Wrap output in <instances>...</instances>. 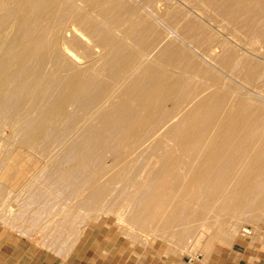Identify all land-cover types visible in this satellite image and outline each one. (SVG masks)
<instances>
[{"label": "crops", "instance_id": "0c3cea01", "mask_svg": "<svg viewBox=\"0 0 264 264\" xmlns=\"http://www.w3.org/2000/svg\"><path fill=\"white\" fill-rule=\"evenodd\" d=\"M104 6L111 29L121 25L120 0H104ZM136 15L135 9H128L127 16ZM170 18L169 29L157 21L166 30L158 29L154 39L141 37L138 23L125 20L135 48L128 57L119 58L117 66L123 76L137 69L139 84L154 87L153 97H145L152 100L151 106L163 108L154 107L149 115L167 127L160 132L169 142L148 146L154 152L150 155L153 165L149 163L150 189L140 198L146 203L134 218L142 234L126 240L118 230L94 224L71 253L60 258L0 227V264H188L173 257L171 249L182 247L198 233L189 225L205 224L210 215V233L198 237L201 241L196 239L207 253L198 264L251 262L249 245L238 233L253 217L260 219L264 208L259 205L264 201V58L253 56L214 24L231 23L226 17L176 14ZM114 39L128 53L123 42ZM190 119L195 128H175ZM166 133L171 138L182 135L189 145L178 142L181 136L170 141ZM191 144L196 148L190 149ZM162 216L165 239H142Z\"/></svg>", "mask_w": 264, "mask_h": 264}, {"label": "rangeland", "instance_id": "374dc122", "mask_svg": "<svg viewBox=\"0 0 264 264\" xmlns=\"http://www.w3.org/2000/svg\"><path fill=\"white\" fill-rule=\"evenodd\" d=\"M67 1L73 5L75 12L84 15L89 23L108 25V19L105 21L96 11L87 12L85 5L81 1L63 0L61 3ZM220 2L223 3L222 0H152L149 3L144 0H120L123 8H121V14L118 17L122 18L120 21L134 20L139 25L136 29L138 30L137 33H141V37L144 35L150 37L151 35L152 39H154L156 37L155 32L158 29H164L165 25L169 29L171 26V23L169 24L170 16L176 14H186V17L204 14H220V16H223L218 13L219 9L225 8V5L219 6ZM243 5H247L249 9L256 7V14L262 16L264 14V3L261 1H251L250 4L248 0H244ZM129 8L135 9L138 15L127 16ZM226 18L230 19L229 17ZM124 21L121 22V25L117 24L112 28V34L113 37L123 42L125 48L129 49L128 54H131L135 48V43L133 38L126 33L128 23ZM157 21L164 24V26ZM214 24L219 25L222 30H226L225 34L229 35L235 43L243 46L252 54H257L264 58V37H260V33H257L259 26L255 31H251V25L249 28L244 17L231 23L215 22ZM223 25L226 27L224 28ZM100 52L102 53V50ZM103 55H106L105 52L102 55L100 54V56ZM88 63H91L90 58ZM129 73V75L132 74L131 72ZM126 78L122 75L120 80L112 82L110 78H106L105 72L104 80L107 84L109 83V92L107 91L108 93L105 96L106 100L110 99L112 101L119 92L122 93L121 91L125 89L123 85L127 82ZM111 85L112 87H110ZM115 90L116 95L114 96L111 93H114L113 91ZM107 95L110 96L108 97ZM12 123L5 120L0 125L1 228L14 236L34 243L39 249L60 258L69 255L83 239L84 233L94 224L102 223L108 229L118 230L126 240H131L138 233L142 234V232H138L134 218L146 203V200L140 198L148 195L149 163L150 160H153L150 155L154 156V152L148 150V145L164 141L161 134L164 127L158 120L153 122V125L149 128L152 130L160 129L158 133L151 135L147 131V134L141 137V140L137 139L140 145L137 143L138 145L128 146L127 150H124L127 145H123L124 148L120 147L118 149L119 153L117 150L112 154H108L110 150L104 151L100 157H93V160L84 162L80 160L81 157L74 160L72 155H70V159L69 155H67L68 153L66 154L67 149L70 147L67 146L66 148V145H73V143L75 144L79 141L82 129H71V133L70 131H65L68 132L67 134L63 132L60 135L59 133V140L56 138L57 142L54 145L55 140L48 143L43 141L47 144L41 142L32 147H20L19 144L22 141L23 134L20 130L15 129ZM169 125L170 121L168 122ZM57 144L60 147L54 149L53 146ZM62 147L64 148L62 149ZM130 148H133L134 152ZM110 152H113V150ZM65 154L69 158H67L68 160L63 158ZM116 155H119L120 159ZM58 158L59 160H57ZM99 158L103 161H100ZM69 160L73 161V163L68 162ZM79 160L80 163L78 162ZM88 165L91 166L89 167ZM65 172L69 176L73 175V177H68ZM93 188L95 191H92L94 190ZM100 189L103 190L101 195L98 193ZM259 205L264 207V204ZM262 213L260 219L253 217L250 223L242 226V228H253V235L244 236L241 231L238 233L239 237L246 239L247 245H249L246 251L247 258H250L251 262L243 264H264V208ZM163 218V216L160 217L150 235H146L142 239H165ZM212 219L213 217L210 215L207 217L205 224L199 223L196 225L192 223L189 225L192 228H196L198 233L187 239L182 247H172L171 255L178 259H186V261L189 255L200 253L202 257L206 256V249L200 248L198 244L202 236H205L204 234L210 233L211 228L209 225L211 223L209 221ZM197 238L199 243L196 241ZM201 261L202 259L194 262V264H198Z\"/></svg>", "mask_w": 264, "mask_h": 264}, {"label": "bare ground", "instance_id": "6f19581e", "mask_svg": "<svg viewBox=\"0 0 264 264\" xmlns=\"http://www.w3.org/2000/svg\"><path fill=\"white\" fill-rule=\"evenodd\" d=\"M61 1L63 0H0V125L5 120L13 122L15 129L23 134L20 147H32L43 141L48 143L55 140L54 145L57 142L56 138L59 140V133L61 135L65 131L71 133V129H82L79 141L73 145H66V148L70 146L66 154L68 153L69 158L72 155L74 160L81 157L80 160L83 162L93 160V157H100L104 151L113 150L108 152L112 154L123 145H127L124 150H127L128 146L138 145L137 139L141 140V137L151 130L149 128L153 122H156L155 117L150 116L152 110L154 107L161 108L160 104L159 107L151 106L152 100L146 99L149 96L153 97L154 87L139 84L138 78H135V74L138 73L136 69L131 71V75L129 73L125 76L129 83L123 85L125 89L121 91L122 93H117L119 97L115 90L111 94L116 95V98L111 99L112 101L106 100L109 83L104 80L105 72L106 78H110L112 82L120 80L121 69L117 68L121 65L119 58L121 59L123 55L128 57L129 54L124 53L121 44L116 42L109 24L89 23L84 15L75 12L72 4ZM79 1L85 5L87 12L96 11L106 21L107 8L104 6V0ZM222 1L219 6L225 5V8L219 9L218 13L223 17H229L232 22L244 17L249 28L251 25V31H255L259 26L257 33H260V37H264V14L263 16L256 14V7L247 8V5H243L244 0ZM251 1L264 3V0H248V3L251 4ZM103 52L106 55L100 56ZM253 55L260 57L257 54ZM261 97L264 99L263 96ZM172 112L170 114H173ZM161 118H164L163 115ZM217 119L221 120L219 117ZM197 120L199 118L195 119ZM192 122L193 120L190 119L174 127L195 128V123ZM196 124L199 125L200 122ZM220 125L219 121L217 126ZM259 128H262L261 124ZM165 135L167 139L171 138L167 133ZM175 135L181 136L178 142H181L182 146L189 145L182 135ZM177 137L172 135L173 139ZM172 138L170 141H173ZM44 142L43 144H47ZM156 144L158 146V142ZM57 145L53 146L54 149L60 147ZM196 146L191 144L190 149ZM134 149L132 148L131 151L134 152ZM66 154L64 159L68 158ZM68 162L73 163L71 160ZM102 191L99 190V195ZM260 204H264V201Z\"/></svg>", "mask_w": 264, "mask_h": 264}, {"label": "built area", "instance_id": "2783aa9c", "mask_svg": "<svg viewBox=\"0 0 264 264\" xmlns=\"http://www.w3.org/2000/svg\"><path fill=\"white\" fill-rule=\"evenodd\" d=\"M241 232L244 236H251L254 234V229L251 227H243L241 229ZM201 258H202V255L200 253H197L195 255H189L187 257V262L188 264H194V262L200 261Z\"/></svg>", "mask_w": 264, "mask_h": 264}]
</instances>
